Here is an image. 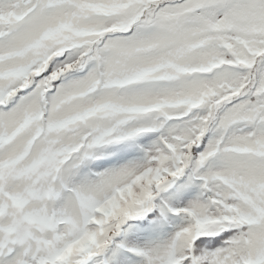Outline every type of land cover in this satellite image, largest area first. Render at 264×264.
I'll return each instance as SVG.
<instances>
[{
    "label": "snow or ice",
    "instance_id": "snow-or-ice-1",
    "mask_svg": "<svg viewBox=\"0 0 264 264\" xmlns=\"http://www.w3.org/2000/svg\"><path fill=\"white\" fill-rule=\"evenodd\" d=\"M0 264H264V0H0Z\"/></svg>",
    "mask_w": 264,
    "mask_h": 264
}]
</instances>
